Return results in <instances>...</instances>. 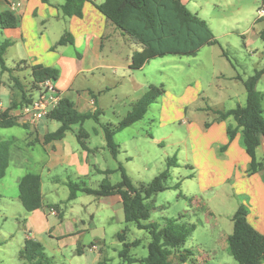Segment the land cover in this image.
<instances>
[{"label":"rangeland","instance_id":"374dc122","mask_svg":"<svg viewBox=\"0 0 264 264\" xmlns=\"http://www.w3.org/2000/svg\"><path fill=\"white\" fill-rule=\"evenodd\" d=\"M191 1L188 9L199 13L208 22L220 45L205 47L196 57L156 58L137 71L109 70L101 84L109 87L107 95L100 97L99 106L103 109L101 124L117 126L132 110L133 98L143 93L136 91L134 83L139 84L140 88L145 87L146 91L150 85L163 86L165 93L151 105L142 121L117 133L115 141L120 151L117 159L113 158L105 146L101 125L94 120L85 122L83 130L91 137L88 140L89 146L92 149L101 148L98 153L91 151L89 159L92 166L99 163L96 166L111 169L113 173L109 176L100 175L91 168L87 177L72 180L76 183L84 182L94 189H98L105 178L116 185L122 181L118 168L123 165L133 184L139 188L148 185L166 171L168 159L175 157L177 165L169 171L166 182L170 189L148 201L151 218L147 223L164 229L169 220H176L182 227L198 228L192 231L184 246L172 250L173 264H238L230 255L228 241H223L216 230L232 222L231 216L240 205L244 204L248 210L251 209V198L245 191L251 185L243 183L241 168L238 170L234 167L230 171L224 168V152L216 144H211L204 132L210 128H206L207 124L221 122L218 121L216 110L228 111L246 104L247 92L243 82L234 85L227 78L240 75L244 80L264 66V41L259 36L264 31V20L258 21L264 0ZM111 49H115L114 45ZM67 50L73 53L75 49L68 45ZM17 53V48H11L5 56L10 68H16ZM132 53L133 50L125 48L122 58L126 59ZM8 74L5 73L4 78H8ZM216 76L227 78L218 81ZM21 79L28 92L32 85L31 73L24 72ZM91 81L95 86L101 82L99 79ZM258 90L264 94V82L259 84ZM186 93L190 96L186 97ZM233 94L236 96L230 98ZM0 99L5 104L9 102L8 89L0 91ZM262 109L264 111L263 102ZM230 120L235 126L234 119ZM45 123L50 132L60 127L56 121ZM226 125L227 129L231 126L229 122ZM80 128V125L73 126L69 136L73 138ZM40 130L43 128L40 127ZM32 132L33 129L19 126L0 128V138L14 140V155L0 183V264H23L19 253L24 247V230L31 213L25 211L19 200V179L27 173H40L42 162L47 157L39 143L35 141L32 146L29 145L36 139V136H29ZM257 160L264 163V154L260 151ZM249 167L244 173L245 179L251 176L248 173ZM236 174H239V180L235 179ZM177 184L179 189L174 188ZM55 185L45 177V206L57 205L65 218L70 217L71 206H74L88 226L91 220L87 212L91 208L87 207L89 201L100 206L97 198L79 194L78 200L69 202V188L60 182L58 191H52ZM104 208L102 206L96 211L97 228H83L88 230L74 247L64 248L58 240H52L47 234L38 236L37 240L53 259L52 264H98V253L90 252L89 246L99 240L105 246L102 248V262L123 264L119 253L124 247L117 239V235L123 231H126L128 242H140L138 247L131 248L130 255L136 259L148 256L151 235L139 230L135 224L119 220L111 208ZM112 214L114 222L106 223ZM50 218L53 222H59L54 216ZM79 245L85 247L84 255L77 254ZM182 256L187 257L183 260Z\"/></svg>","mask_w":264,"mask_h":264},{"label":"trees","instance_id":"16d2710c","mask_svg":"<svg viewBox=\"0 0 264 264\" xmlns=\"http://www.w3.org/2000/svg\"><path fill=\"white\" fill-rule=\"evenodd\" d=\"M44 4H51V0H40ZM89 0H65L59 6L64 18H83L84 3ZM96 8L107 18V20L124 36H128L132 43L139 48L134 51L131 58V70L143 69L151 60L167 56L196 57L205 47L220 45L208 22L197 14L192 13L182 0H105L104 3L96 5ZM264 6V1H263ZM264 19V17L260 18ZM18 26L17 17L10 11L0 15V27L2 30H12ZM260 38L264 41V31ZM74 45V38L70 32H65L60 41L55 45L56 50L61 46ZM12 46L9 40H0V68L1 73L13 74L18 70L7 66L5 56ZM226 57V52L223 51ZM264 75V67L256 70L254 75L244 81L247 92V100L244 106L239 105L228 111L216 110L219 115L218 121H226L233 118L236 126H229L227 133L232 142L237 134L241 132L244 150L250 159L249 175L264 171V163L258 162L257 154L261 147V139L264 136V115L262 109L263 96L257 90V85ZM32 89L36 90L37 84L46 79L57 80L58 72L52 68L41 65L31 67ZM14 90L21 95V101H13L10 107L0 116V128L23 127L30 130L28 123H23L14 116V112L26 104H29L32 96H29L20 78H13ZM165 93L163 86L150 85L147 92L133 105L132 110L117 125L101 124L103 112L96 108L94 111L82 113L74 102L67 98H61L59 105L52 110L47 119L60 123L55 132L46 134L44 143L63 140L66 134L75 125H80L77 139L80 145L87 149L85 141L89 134L83 130V124L89 120L99 123L104 131L106 147L114 159H117L120 151L115 141L117 133L124 131L136 123L142 121L149 108L159 97ZM211 124H207L209 128ZM29 136L32 138L33 134ZM14 140H3L0 138V183L5 178L9 162L14 155L12 147ZM33 145V142L31 143ZM228 146L222 148L226 151ZM176 158H170L167 162V170L152 180L148 185L137 187L131 181L123 165L118 171L121 173L122 181L116 185L103 180L98 189L89 187L86 183L69 182L70 195L68 201H74L79 194L95 197L119 196L124 206L126 223L135 224L139 230L147 231L152 241L148 245V256L136 259L130 255L131 248L138 247L139 241L128 242L126 231L118 234V240L124 249L120 251L123 264H173L171 261L172 250L179 249L187 242L195 228H185L176 220H169L167 227L160 228L156 224L147 223L151 218V210L148 201L155 195L170 189L166 185L169 171L176 167ZM109 176L113 171L101 172ZM179 189V184L174 186ZM19 200L25 211L30 214L45 208L42 194V178L37 173H27L19 180ZM58 211L59 207L46 206ZM249 210L240 205L232 217L234 231L228 238V249L230 255L238 264H264V234L257 231L248 220ZM78 255H83L81 249H77ZM23 264H52L45 247L37 240L26 239L24 247L19 253ZM187 256H182L186 258ZM182 260V259H181ZM182 262V261H181ZM98 264H105L99 262Z\"/></svg>","mask_w":264,"mask_h":264},{"label":"crops","instance_id":"0c3cea01","mask_svg":"<svg viewBox=\"0 0 264 264\" xmlns=\"http://www.w3.org/2000/svg\"><path fill=\"white\" fill-rule=\"evenodd\" d=\"M64 2L65 0H51V4L48 5L42 3L40 0H0V15L10 11L18 19V26L15 29L2 30L0 27V40L11 41L12 46L7 52H9L11 48H17L18 53L16 58L18 63L21 61L25 62L21 66H18L17 63L16 68L18 66V70L13 72L12 75L8 74V78H4V74L2 73L0 75V91L2 89H8L10 93L9 102L7 104L3 102L7 108L10 107L13 101H21V95L13 89V78L17 77L22 80L21 75L24 72L31 73L32 66L41 65L46 68L55 69L58 72V77L55 81L56 87L61 98H67L74 102L76 108L82 113L94 111L96 108H99L103 112V109L99 106L100 97L107 95L109 87H105L101 84L103 82L102 80L106 78V74L109 70H114V68L124 69L125 71L131 70V58L137 46L132 43L129 37L124 36L117 30L96 8L95 4L100 5L104 3L105 0H89L85 2L83 6V18L81 19L77 17L70 19L64 18L59 9V6ZM182 2L187 8L192 3L191 0H182ZM190 11L201 17L200 14L194 10L191 9ZM263 20L264 19H259L258 21ZM65 32H70L74 38V45H71L75 49L73 53L67 50L68 46H61L56 50L54 49ZM113 45L115 49H111ZM129 45H131V47H129ZM248 45L249 43L247 40L246 46ZM125 48L133 50V53L127 56L126 59H123L122 54ZM119 49L121 51H119ZM7 66L9 67L8 63ZM224 78L227 77L216 76L218 81ZM92 79H99L101 82L99 81V85L95 86L93 83H90ZM227 79L234 85H238L242 82L244 84V81L248 78L242 80L240 75H236L228 77ZM262 82H264V75L257 85V90L259 84ZM134 88L137 92L143 93L133 98V104L147 92L145 87L140 88L137 83H134ZM260 93L263 96L262 102L264 105V94L262 92ZM27 94L34 97L37 95V92L32 89L31 86ZM185 96L189 97L190 94L186 93ZM235 96L236 95L233 94L229 97L234 98ZM230 119L231 118L219 123H213L210 128L204 132V136H206V139L211 144H216L221 150L223 147L228 146L226 151L222 150L226 158L222 164L224 168L229 169V171L234 167L238 168V170L241 168L243 172L241 174L244 178L243 183L245 185H251L250 188L248 187V190L245 189L252 202V207L249 210V223L257 231L264 234V171L253 174L249 176L248 179H245L244 173L250 165V159L244 150L241 132L237 134L232 142L229 141L226 123L229 122L232 126L233 124ZM45 121L49 120L44 119L36 124H29L31 127L30 130L33 129L32 137L36 136V139L31 141L29 145H31L32 142L34 144L36 141L43 147L47 156L45 161L42 162V171L37 173L42 178L43 199L45 177L48 181L56 184L52 191H58L57 186L60 182L61 185L69 188L68 183L74 182L72 178L87 177L92 169H95L100 175H103L101 172L107 170L112 171L111 169H103L100 166H96V164L99 165V163L92 166L89 159L90 153L91 151L98 153L101 148L96 147L92 149L89 146L88 140L91 138L90 135L85 141L87 149H84L80 145L77 134H75L73 138L69 136L72 129L66 134L63 140L45 144V136L50 133ZM234 124L236 126L235 122ZM40 127L43 128V130H40ZM104 148L105 147H102V149ZM259 151L264 154V142L261 144L258 153ZM239 174L235 175L236 180L240 179L238 176ZM22 177H20V179ZM78 198L76 200H78ZM96 198L100 206H95L93 201H89V206L87 207L88 209L91 208L89 210L90 212H87L91 220L88 226L85 219L81 216L80 211L75 209L74 206H71L69 218H65L64 214L60 213L59 209L58 211L56 210L57 212H52L51 210L53 208H48L46 206L44 209L34 211L26 222L28 226H26L24 230L25 240H37L38 236L47 234L52 240H58L64 248L69 246L74 247L79 244V238L88 230L83 228H97L95 225L96 213L102 206L105 207L104 209L111 208L112 212L117 215L119 220L122 222L125 221L124 206L119 196ZM54 205L55 204H47V206ZM114 214L107 218L106 223L111 224L114 222ZM234 214L235 213H233V215ZM233 215L231 216V221ZM51 216L58 218L59 222L55 220L53 222L50 218ZM195 229L194 230L197 231L198 228ZM233 231L234 225L233 222H231L230 224L222 225L221 228L216 230V234L223 237V241H228ZM93 247L97 249H93ZM104 247L101 240L91 243L89 246L90 252L98 253V259L100 258L99 262H102V248ZM77 249H81L83 255L85 254V247H80L79 245ZM185 259L186 258H183V260ZM182 263L184 264V262Z\"/></svg>","mask_w":264,"mask_h":264},{"label":"built area","instance_id":"2783aa9c","mask_svg":"<svg viewBox=\"0 0 264 264\" xmlns=\"http://www.w3.org/2000/svg\"><path fill=\"white\" fill-rule=\"evenodd\" d=\"M259 14L261 18L264 17V6L259 11ZM35 91L37 92V96L32 97L29 104L14 112V116L19 118L21 122L36 124L47 119L49 113L59 105L61 96L55 85V80L46 79L38 83ZM7 109L5 104L0 100V116ZM51 211L55 212L54 209ZM93 249L97 248L93 247Z\"/></svg>","mask_w":264,"mask_h":264},{"label":"water","instance_id":"95a60500","mask_svg":"<svg viewBox=\"0 0 264 264\" xmlns=\"http://www.w3.org/2000/svg\"><path fill=\"white\" fill-rule=\"evenodd\" d=\"M264 142V136L262 137V139H261V144Z\"/></svg>","mask_w":264,"mask_h":264}]
</instances>
